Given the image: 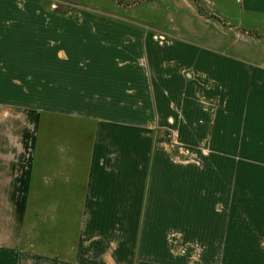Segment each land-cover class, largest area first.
<instances>
[{"label":"crops","instance_id":"crops-1","mask_svg":"<svg viewBox=\"0 0 264 264\" xmlns=\"http://www.w3.org/2000/svg\"><path fill=\"white\" fill-rule=\"evenodd\" d=\"M41 1L43 99L56 105L35 116L0 264H194L195 252L209 264L222 157L264 170V0H179L192 25L164 36L158 23L66 20L75 9ZM28 7L0 0V55L16 43L2 41L3 11ZM20 59L21 77L33 64Z\"/></svg>","mask_w":264,"mask_h":264},{"label":"rangeland","instance_id":"rangeland-1","mask_svg":"<svg viewBox=\"0 0 264 264\" xmlns=\"http://www.w3.org/2000/svg\"><path fill=\"white\" fill-rule=\"evenodd\" d=\"M44 2L2 0L4 5L22 3L29 7L33 5L37 10L32 12L29 11L32 8L28 7L25 14L12 11L2 13L5 16L1 29L2 41L8 37L16 41L3 45L0 55V225L8 233L9 213L15 211V203L23 195V183L16 181L31 153L35 116L43 108L56 105L51 91L46 92V100L42 92L41 25L47 17L45 15L52 14L42 10L40 5ZM59 3L75 9L65 13L66 20L120 18L144 21L153 26L158 23L163 24L162 29L153 27L150 30L156 34L162 33L159 34L161 36L177 32L179 25L184 28L191 26L193 21L190 13L175 10L181 7L179 0H61ZM206 9L210 17L217 18ZM8 15H14L15 19H7ZM230 20L229 17H221V27L234 29ZM239 30H246L250 34L244 35L257 38L256 32L250 29L240 27ZM20 31H26V34L21 35ZM6 48L8 51L11 49L9 54L4 50ZM22 55H27L33 66L30 73L28 71L20 77L15 74L20 71L15 63L18 64ZM227 160L224 157L221 160V252L219 255L211 252L209 264H264V170L259 168L256 174L245 170L233 171L234 165ZM260 163L264 167V162ZM235 167L242 168V165ZM199 255V252L192 254L194 264H198Z\"/></svg>","mask_w":264,"mask_h":264},{"label":"built area","instance_id":"built-area-1","mask_svg":"<svg viewBox=\"0 0 264 264\" xmlns=\"http://www.w3.org/2000/svg\"><path fill=\"white\" fill-rule=\"evenodd\" d=\"M238 3L240 2V0H236ZM169 137H170V135H169Z\"/></svg>","mask_w":264,"mask_h":264}]
</instances>
